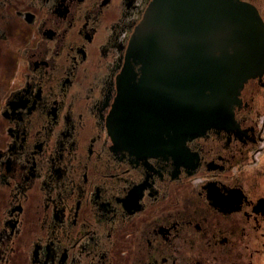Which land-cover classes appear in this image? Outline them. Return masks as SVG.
I'll list each match as a JSON object with an SVG mask.
<instances>
[{"label":"flooded vegetation","instance_id":"obj_1","mask_svg":"<svg viewBox=\"0 0 264 264\" xmlns=\"http://www.w3.org/2000/svg\"><path fill=\"white\" fill-rule=\"evenodd\" d=\"M151 2L0 0V264H264V74L225 128L113 137Z\"/></svg>","mask_w":264,"mask_h":264},{"label":"water","instance_id":"obj_2","mask_svg":"<svg viewBox=\"0 0 264 264\" xmlns=\"http://www.w3.org/2000/svg\"><path fill=\"white\" fill-rule=\"evenodd\" d=\"M263 74L264 19L254 5L152 0L131 38L111 115L113 137L121 136L128 150L150 152L147 143L159 134L154 119L176 125L182 144L225 128L246 83Z\"/></svg>","mask_w":264,"mask_h":264}]
</instances>
